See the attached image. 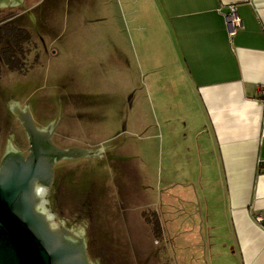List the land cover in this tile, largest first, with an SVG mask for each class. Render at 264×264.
<instances>
[{"label": "rangeland", "instance_id": "1", "mask_svg": "<svg viewBox=\"0 0 264 264\" xmlns=\"http://www.w3.org/2000/svg\"><path fill=\"white\" fill-rule=\"evenodd\" d=\"M140 2L137 16L128 10L136 0H26L0 10V19L20 14L33 38L22 73L0 78V151L29 148L21 123L6 121L27 108L38 129L51 126L57 149L94 153L56 163L49 208L39 205L52 224L53 215L70 230L86 226L90 264H235L203 231V187L187 185L197 169L183 160L185 89L174 96L169 72L141 68L161 38L140 18ZM133 16L147 22L144 35Z\"/></svg>", "mask_w": 264, "mask_h": 264}, {"label": "crops", "instance_id": "2", "mask_svg": "<svg viewBox=\"0 0 264 264\" xmlns=\"http://www.w3.org/2000/svg\"><path fill=\"white\" fill-rule=\"evenodd\" d=\"M139 4L136 0L134 12L128 9L130 16H137ZM143 4L148 11L140 18L149 20L161 40L141 68L169 72L174 96L185 89L183 160L185 169H197L187 185L205 191L203 231L207 225L211 248L222 250V257L235 264H264V96L259 92L264 87V0ZM230 8L243 24L233 38L226 22ZM134 20L144 35L147 22L140 26Z\"/></svg>", "mask_w": 264, "mask_h": 264}, {"label": "water", "instance_id": "3", "mask_svg": "<svg viewBox=\"0 0 264 264\" xmlns=\"http://www.w3.org/2000/svg\"><path fill=\"white\" fill-rule=\"evenodd\" d=\"M14 113L28 136L30 154L11 148L0 161V264H88L84 239L74 241L71 231L54 229L39 209L38 193L50 188L56 163L94 153L57 149L51 126L39 130L27 108Z\"/></svg>", "mask_w": 264, "mask_h": 264}, {"label": "trees", "instance_id": "4", "mask_svg": "<svg viewBox=\"0 0 264 264\" xmlns=\"http://www.w3.org/2000/svg\"><path fill=\"white\" fill-rule=\"evenodd\" d=\"M18 16L10 14L0 19V78L6 70L10 73H22L33 48L32 34L19 23ZM7 115L6 121L9 118L15 120L12 114ZM2 131L0 123V146ZM2 157L3 153L0 151V161Z\"/></svg>", "mask_w": 264, "mask_h": 264}, {"label": "flooded vegetation", "instance_id": "5", "mask_svg": "<svg viewBox=\"0 0 264 264\" xmlns=\"http://www.w3.org/2000/svg\"><path fill=\"white\" fill-rule=\"evenodd\" d=\"M25 2H26V0H4L2 3V5L0 6V10L2 11V10H4V9H8L9 7H11V9L12 8H21V6L23 7L24 6V4H25ZM0 11V12H1ZM24 12H30L31 13V11H28V10H26V11H24ZM25 13V14H26ZM20 15V14H19ZM22 16V15H21ZM25 110V109H24ZM16 111V110H15ZM23 111V110H22ZM12 115L14 116V118H15V120L16 121H19V123H20V120H19V117L16 115V113H14V111L12 112ZM22 125V124H21ZM23 128V127H22ZM47 128H43V129H39V130H46ZM23 130H24V133H25V135H26V138H27V140H28V145H29V148H27L24 152H19V153H21V154H23L25 157H28L29 156V154H30V144H29V139H28V136H27V134H26V132H25V129L23 128ZM53 134V133H52ZM98 153V152H97ZM100 154V153H99ZM99 154H97L96 156H98ZM55 167V166H54ZM53 181H54V175H53V180H52V183H53ZM58 183L60 184V182L58 181ZM51 186H52V184H51ZM51 186H50V188H51ZM57 186V185H56ZM55 186V187H56ZM50 199V198H49ZM42 202L40 201L39 202V205L41 204ZM44 203H42V205H43ZM47 205V204H46ZM47 207L49 208V206L47 205ZM46 207V208H47ZM57 208H58V206H57ZM40 209V208H39ZM40 211H42V209H40ZM46 211V210H45ZM57 211H59V208L57 209ZM45 214H47V213H45ZM71 216H73V217H75V218H77V220L79 219V217H78V215L77 214H71ZM52 221H53V224L52 225H54L55 226V229H57V230H67V231H71V233H73V230H70V229H68L66 226H63L62 224H60L59 223V221H58V219L56 218V217H54L53 215H52ZM55 220V221H54ZM81 229H83V231H84V237H83V239H84V241H85V244H86V253H87V260H88V264H90V257L92 256V254H91V252L89 251V246L90 247H92L91 246V242H93V238H92V236L90 235V237L88 236L87 238H86V234H85V230H86V226H84V227H82ZM78 231H80V230H74V233H76V232H78ZM89 238H91V239H89ZM90 240V241H89ZM96 242H98V241H96ZM93 258V257H92ZM96 261L98 262V263H101V261H100V259H96Z\"/></svg>", "mask_w": 264, "mask_h": 264}, {"label": "built area", "instance_id": "6", "mask_svg": "<svg viewBox=\"0 0 264 264\" xmlns=\"http://www.w3.org/2000/svg\"><path fill=\"white\" fill-rule=\"evenodd\" d=\"M226 22L229 30V36L230 38L235 37L237 32L243 28V24L241 23L238 15H237V10L236 8H230L229 13L226 15ZM260 94L264 96V87H262L259 90ZM264 105V101H263Z\"/></svg>", "mask_w": 264, "mask_h": 264}, {"label": "bare ground", "instance_id": "7", "mask_svg": "<svg viewBox=\"0 0 264 264\" xmlns=\"http://www.w3.org/2000/svg\"><path fill=\"white\" fill-rule=\"evenodd\" d=\"M2 4H3V3H0V6H1ZM23 111H24V110H23ZM46 196H47V190H44L43 192H41V191L39 190L38 197H39V199H40L41 202H42V201H45ZM43 203H44V202H43ZM47 204H48V202H47ZM41 205H42V203H41ZM42 207H44V208L46 209V207H47L46 203H44ZM50 209H51V208H50ZM42 212L45 213L46 211L43 209ZM47 217H48V216H47ZM48 219H49V221H50V223H51V220H50L49 217H48ZM54 221H55V220H54ZM51 224H52V223H51ZM57 229H58V228H57ZM72 235H73V238H70V239H72V240L75 241V240H77V238L82 239V238L84 237V232H83V230H80V231L74 233V230H73Z\"/></svg>", "mask_w": 264, "mask_h": 264}]
</instances>
